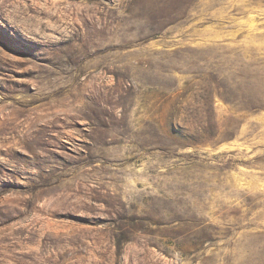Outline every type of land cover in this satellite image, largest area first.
Wrapping results in <instances>:
<instances>
[{"label": "rangeland", "instance_id": "374dc122", "mask_svg": "<svg viewBox=\"0 0 264 264\" xmlns=\"http://www.w3.org/2000/svg\"><path fill=\"white\" fill-rule=\"evenodd\" d=\"M0 264H264V0H0Z\"/></svg>", "mask_w": 264, "mask_h": 264}]
</instances>
